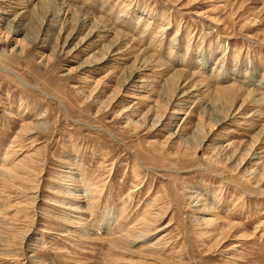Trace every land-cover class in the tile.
I'll list each match as a JSON object with an SVG mask.
<instances>
[{
	"label": "rangeland",
	"instance_id": "374dc122",
	"mask_svg": "<svg viewBox=\"0 0 264 264\" xmlns=\"http://www.w3.org/2000/svg\"><path fill=\"white\" fill-rule=\"evenodd\" d=\"M54 1L0 0V264H264V0Z\"/></svg>",
	"mask_w": 264,
	"mask_h": 264
},
{
	"label": "bare ground",
	"instance_id": "6f19581e",
	"mask_svg": "<svg viewBox=\"0 0 264 264\" xmlns=\"http://www.w3.org/2000/svg\"><path fill=\"white\" fill-rule=\"evenodd\" d=\"M47 1V0H46ZM48 1H50V0H48ZM53 2H55L54 0H53ZM41 3V2H40ZM66 4V2H63V3H60V5H62V6H64ZM129 4V3H128ZM34 8V7H33ZM65 8V7H64ZM75 13H77V12H82V10H81V8H78V7H74L73 9H72ZM74 13V14H75ZM57 14V13H56ZM67 15V14H66ZM86 14L84 13V16H85ZM62 16V15H61ZM140 16V15H139ZM86 17V16H85ZM143 19V18H142ZM83 21L85 22V18L83 17ZM102 22H104L103 20H102V18L101 17H98V18H94L93 19V21H92V23H91V27L93 28V32H96L98 35H100V34H105L106 32H108L109 31V29H106L105 28V26L104 27H102ZM169 22V21H168ZM86 23V22H85ZM170 24V23H169ZM169 24H167V27L165 28V29H167L169 26ZM106 26H107V24H106ZM165 26V25H164ZM164 29V28H163ZM92 30V29H91ZM91 30H90V32H91ZM112 30V29H111ZM164 31V30H163ZM115 32V38H114V40H113V42L111 43V44H109L108 43V45H110V47H111V50H115L116 51V49H119L121 46H120V44H122L121 43V39L119 38V36L120 35H122L123 36V32L122 31H120V30H115L114 31ZM91 34V33H90ZM89 34V35H90ZM125 35V34H124ZM95 36V35H94ZM93 36V37H94ZM122 36H120V37H122ZM88 39V38H87ZM92 40V39H91ZM84 42V41H83ZM80 44V43H79ZM81 45V44H80ZM80 45H79V47H80ZM88 45V44H87ZM119 46V47H118ZM84 48V47H83ZM122 48V47H121ZM109 49V48H108ZM126 50V49H125ZM119 51V50H118ZM120 51H121V49H120ZM148 58V60H150V58H151V55L149 56V57H147ZM203 59V58H202ZM96 61V60H95ZM86 62V61H85ZM208 61H207V59H203L201 62H200V65H202V64H206ZM205 67V66H204ZM253 70V69H252ZM254 71H256V73H255V75H253L254 77H253V80L252 79H250L251 81H253V82H256L257 83V89L256 90H254V89H246L245 91H246V96H247V98H249L252 94H254V95H252V96H254V97H252V98H257V96H259V94L258 93H260V89H263V91H264V85H263V82H264V77L263 76H259V79H257V76H258V74H257V70H256V68L254 67ZM134 72V71H133ZM191 74V73H190ZM192 74H194L195 75V73H192ZM176 76H182L181 77V79L179 80V81H181V80H186V77H187V74L184 72V71H182V70H177V71H175L174 72V75L173 76H170V77H172V78H175ZM248 77V76H247ZM188 78H189V76H188ZM177 79V78H176ZM263 79V80H262ZM178 80V79H177ZM189 80V79H188ZM172 81V80H171ZM173 81H175V80H173ZM190 81V80H189ZM204 82H205V80H199V79H195V82H192V87L194 88V87H197V86H199V85H201V86H203L204 85ZM166 83H168V81L166 82ZM178 85V84H177ZM223 86V85H222ZM229 86H227V87H225V88H228ZM231 87H233V86H231ZM177 88V87H176ZM175 88V89H176ZM215 88L216 89H225L224 87H216L215 86ZM195 89V88H194ZM215 89V90H216ZM229 89H231V88H229ZM239 90H241L240 88H238ZM232 90V89H231ZM238 90V91H239ZM177 91V90H176ZM180 91H181V89H180ZM193 91V90H192ZM238 91H235V92H237L238 93ZM258 91V92H257ZM214 92V91H213ZM220 92V91H219ZM229 92V91H228ZM176 93V92H175ZM188 94V92L187 91H182L181 92V95L184 97V96H186ZM220 94V93H219ZM222 95V94H221ZM220 95V96H221ZM202 96V95H201ZM203 97V96H202ZM230 97V96H229ZM232 100L233 99H235L236 100V97H232L231 98ZM241 99V98H240ZM234 100V101H235ZM259 101H263L264 102V98L263 97H259L258 98V102ZM224 102V101H223ZM205 113V112H204ZM157 120H158V118H157ZM132 123V126H133V122H131ZM135 125H136V123H135ZM23 128V127H22ZM28 128V126H24V130L25 129H27ZM27 135V134H26ZM7 171V173H9V170H6ZM145 212H149L148 210L147 211H145ZM210 213V212H209ZM211 219V218H210ZM147 218H144L143 220H141V218H137V220H136V223H140L141 225L139 226V227H137V225L135 226H129L128 228H127V230L125 231V232H123V233H121L117 238H116V241L118 242V243H122L121 241H125V242H133V241H135L136 239H138V238H140V237H143V236H146V234H147V232H149V224H147ZM135 223V224H136ZM108 225H109V223H108ZM124 229H126V228H124ZM143 232H146V233H143ZM120 247H121V245H119ZM118 245H117V247H119ZM156 245H153V246H150L151 247V250L150 251H152V250H155L154 252H156V251H158V247L156 246ZM119 247V248H120ZM149 248V247H148ZM151 255V254H150ZM117 260L118 259H113L112 261L113 262H117ZM124 263L123 264H131L132 263V261H129V259L128 260H125V259H121ZM134 262V261H133ZM138 262V261H137Z\"/></svg>",
	"mask_w": 264,
	"mask_h": 264
}]
</instances>
